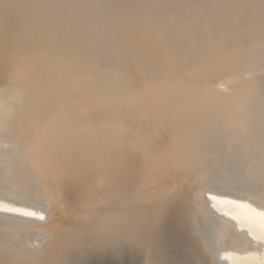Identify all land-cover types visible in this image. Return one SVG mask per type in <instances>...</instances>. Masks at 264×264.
Masks as SVG:
<instances>
[{"label":"bare ground","instance_id":"1","mask_svg":"<svg viewBox=\"0 0 264 264\" xmlns=\"http://www.w3.org/2000/svg\"><path fill=\"white\" fill-rule=\"evenodd\" d=\"M9 167L0 264H264V0H0Z\"/></svg>","mask_w":264,"mask_h":264},{"label":"rangeland","instance_id":"2","mask_svg":"<svg viewBox=\"0 0 264 264\" xmlns=\"http://www.w3.org/2000/svg\"><path fill=\"white\" fill-rule=\"evenodd\" d=\"M213 157H214V155H207L206 159H205L206 162L204 165H208L211 162V159H212V161H214ZM13 171H14L13 167H9V169L6 171H4V170L1 171L0 172V180L1 181L7 180V179L9 180V178H11L10 175L13 174ZM228 171H230V170H228ZM234 175H235V178L237 179V181L243 180V178H244L241 173L236 172V173H234ZM77 224H74V228H71V226H69L72 231H76L75 227L78 226ZM2 230H3V234H2ZM2 230H0V234L3 236H8V234H6V231H4V229H2ZM4 232H5V234H4ZM168 240H170V241H168L169 244L167 243L166 245H163V247L165 249H168L171 251V256L176 258L177 264H192L191 260L189 258L190 252L192 251L190 248L191 246L188 247L187 246L188 244H185L184 241L179 240L178 237L176 238L175 236H171V238L169 237ZM60 244L64 249H67V247H69V245L65 241L60 243ZM66 253L68 254V256H70L72 258V260L77 262V264H86L89 261V256L92 257V258H90L91 264H122V263L123 264H139V262L133 260L128 253L123 254V256H122L123 262H117L115 259H112L111 254H109V252H107V251H103V252L100 251V253H102L101 256L98 255L99 252H94L93 254H96V255L93 256L92 253L88 254V252L85 253L84 251H74L72 249L69 251L66 250ZM199 261H200V264H202L200 257H199Z\"/></svg>","mask_w":264,"mask_h":264},{"label":"water","instance_id":"3","mask_svg":"<svg viewBox=\"0 0 264 264\" xmlns=\"http://www.w3.org/2000/svg\"><path fill=\"white\" fill-rule=\"evenodd\" d=\"M101 254L102 253H100L99 252V256H101ZM109 254H111V256H112V259H115L117 262H123V260H122V256L121 255H119V254H117V253H113V252H109ZM92 255L93 256H95L96 254H93L92 253ZM90 258H92L91 256H89V261L86 263V264H91V262H90ZM101 258V257H100ZM123 264V263H122Z\"/></svg>","mask_w":264,"mask_h":264}]
</instances>
